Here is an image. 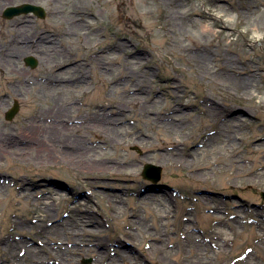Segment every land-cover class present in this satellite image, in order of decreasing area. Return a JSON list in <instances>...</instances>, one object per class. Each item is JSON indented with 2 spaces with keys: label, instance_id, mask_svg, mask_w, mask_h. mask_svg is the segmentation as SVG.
I'll use <instances>...</instances> for the list:
<instances>
[{
  "label": "rangeland",
  "instance_id": "rangeland-1",
  "mask_svg": "<svg viewBox=\"0 0 264 264\" xmlns=\"http://www.w3.org/2000/svg\"><path fill=\"white\" fill-rule=\"evenodd\" d=\"M22 4L45 17H3ZM24 17L50 51L18 45ZM0 55V137L19 138L40 109L70 147L0 155V264H264V0H12ZM95 113L127 128L118 144L89 129ZM155 114L176 115L165 130L182 160ZM75 127L91 149L81 162ZM117 153L131 167L109 171ZM146 164L159 181L141 176Z\"/></svg>",
  "mask_w": 264,
  "mask_h": 264
},
{
  "label": "bare ground",
  "instance_id": "bare-ground-1",
  "mask_svg": "<svg viewBox=\"0 0 264 264\" xmlns=\"http://www.w3.org/2000/svg\"><path fill=\"white\" fill-rule=\"evenodd\" d=\"M12 0H0V10L5 6L6 2H11ZM31 1V0H29ZM214 16V15H213ZM215 18L219 19L220 17L214 16ZM29 20L28 17H24L19 21V27L17 32L21 33L20 35H18L16 37L17 40L21 41V36H25L24 41L20 42V44L18 45H22L24 48H28V50H33L30 51L29 53H26V55H32V54H42V48H46L47 51H50L49 48L53 47V43H51L52 39H49L45 36V34H33L31 35V37H27L26 34L28 33V31H24V27L28 24ZM210 29L206 26L205 30L203 31L204 33H209ZM25 42V43H24ZM3 53V51H1ZM9 51L7 50L4 53H8ZM22 55H25V53H23ZM2 56V55H0ZM9 58H11V55H9ZM224 65H226V67H228L229 69L232 67L233 64H231L229 61H225L223 63ZM51 84H58L57 81H61V79L56 76L54 78H50ZM76 88H81L80 85ZM117 110V112L119 114H122L123 109L121 108H115ZM104 111V109H102ZM175 111H173L172 113H174ZM42 112L40 109H38L37 111H33L32 115L29 117V123L28 126L26 127V129H24V131L19 134L17 137L19 138H6V139H2L0 137V141L5 145V150L0 151V155L3 154H13V155H17V156H22L24 154H29L32 152V150H34V152L36 151L37 154L43 155L44 157H46L48 155V157H51V155L54 154H63L62 152H59L58 148L60 146H63V151L65 150L64 148H70L69 147V143L68 141H65L63 143H60L59 141H56L54 138H51V136L53 135L52 131L55 132L57 134V137L59 138V134L58 132V125L57 126H52L50 124H46V122L43 121V119H41L42 116ZM95 118H96V122L95 125H93L92 127H89V129H91L92 132H97V133H106L108 136H110V139L112 140L110 143H119L120 139L118 140V137H121V134L124 133L123 131H126L127 128L123 127V125H117L120 122V119H113V118H107L106 115H101L98 113H95ZM172 119H169L168 117L159 114H155V116L153 118H150L152 120H157L160 124V128H164L167 129V127L169 125V131H173L177 128V125L179 124L178 121H176V115L171 114ZM107 118V119H105ZM236 120V119H235ZM44 122V123H43ZM159 128V129H160ZM76 132L79 133V138H76L77 141V146L75 147V153H74V160L81 162V160L83 159V157H86L87 155H89L88 153L91 151V149L88 148V146L86 145V141L84 140V138H82V134L81 131L78 130L77 127H75ZM169 131L165 130V131H160L159 135H162L161 137H163V141L162 144L171 146L172 149L170 151H173L172 156L175 158H178L180 160H182L183 155H179L178 154V147L177 144H179V142L177 140H173L168 134ZM110 135H109V134ZM46 135H49V137H45ZM59 135V136H58ZM20 137L26 138L27 142L24 143V141H22V139H20ZM102 145H104V143H100ZM34 145V147L32 146ZM3 148V146H2ZM101 146L97 147L98 150H100ZM1 150V147H0ZM71 150V149H70ZM177 150V151H176ZM175 151V152H174ZM96 152V150H95ZM91 155L92 158L95 159V161L98 163H103V158L102 155L100 154V152H97ZM44 153V154H43ZM49 153V154H48ZM114 158H110V161L107 163V167L109 171H113L115 169L119 168H124V167H131V163L133 162V159L131 157V155H124L121 156L120 154H115V156H113ZM185 157V156H184ZM136 161V160H134ZM186 161V160H185ZM105 162V161H104ZM175 164H177V166H179L180 161L176 162ZM231 166H238V164H234L232 163ZM104 167V165H103ZM230 167V166H229ZM106 168V167H105ZM231 168V167H230ZM262 169V167L260 168ZM262 171V170H260ZM254 172H252L251 170H244L243 171V176L244 181L248 182L249 178L253 177ZM260 172L257 171L256 174H259ZM220 175L225 176L226 175V169H222L220 172ZM194 246V245H193ZM192 246V247H193ZM202 246V244H196L195 247L196 249L200 250V247ZM75 251L81 250L79 248H75L73 249ZM83 250V249H82ZM78 251L80 253H82L83 251ZM93 253H95L93 251ZM97 255V259H103L104 256L103 255ZM199 256V255H197ZM197 260H199V257L196 258ZM196 260V261H197ZM205 259H203L202 257L199 260V263L203 264Z\"/></svg>",
  "mask_w": 264,
  "mask_h": 264
},
{
  "label": "water",
  "instance_id": "water-1",
  "mask_svg": "<svg viewBox=\"0 0 264 264\" xmlns=\"http://www.w3.org/2000/svg\"><path fill=\"white\" fill-rule=\"evenodd\" d=\"M28 12H33L39 18L45 17V12L42 8L36 7V6H31V5H22L19 7L8 8L4 13V17L10 18L12 16L19 15L22 13H28ZM25 62L31 68H34L36 66V61L33 58H27L25 60ZM17 111H18V104L15 102L14 106L8 112H6V114H5L6 120H11ZM160 174H161V168L160 167H157L154 165H149V164H146L144 166V170L142 172L143 178L149 179V180L154 181V182L159 180ZM261 196L264 198V193H262Z\"/></svg>",
  "mask_w": 264,
  "mask_h": 264
},
{
  "label": "flooded vegetation",
  "instance_id": "flooded-vegetation-1",
  "mask_svg": "<svg viewBox=\"0 0 264 264\" xmlns=\"http://www.w3.org/2000/svg\"><path fill=\"white\" fill-rule=\"evenodd\" d=\"M25 64V63H24Z\"/></svg>",
  "mask_w": 264,
  "mask_h": 264
}]
</instances>
